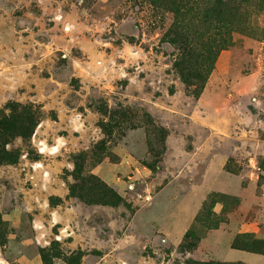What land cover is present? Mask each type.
Returning a JSON list of instances; mask_svg holds the SVG:
<instances>
[{
	"label": "rangeland",
	"instance_id": "rangeland-1",
	"mask_svg": "<svg viewBox=\"0 0 264 264\" xmlns=\"http://www.w3.org/2000/svg\"><path fill=\"white\" fill-rule=\"evenodd\" d=\"M238 9L231 45L187 89L163 0H0V111L42 113L0 165V264H222L191 255L231 220L262 227L239 244L264 242V0ZM206 194L171 245L159 229Z\"/></svg>",
	"mask_w": 264,
	"mask_h": 264
},
{
	"label": "trees",
	"instance_id": "trees-1",
	"mask_svg": "<svg viewBox=\"0 0 264 264\" xmlns=\"http://www.w3.org/2000/svg\"><path fill=\"white\" fill-rule=\"evenodd\" d=\"M151 1L155 3V0ZM163 1L165 9L174 16L175 28L172 34L175 38L172 43L181 53L173 68L187 89L202 86L213 69L217 54L231 45L232 33L241 27L238 7L245 0H210L207 9L201 0ZM193 20L204 28L194 32L199 35L197 40H190L188 35V26L190 27ZM193 95L197 96L195 93ZM41 121V110L33 104L21 105L11 102L0 111V165H15L19 162V151L8 148L16 139L21 140L23 144H29ZM232 248L264 255L261 253V249H264L262 240L248 239L239 244L235 238ZM82 257L80 252H74L67 264H79Z\"/></svg>",
	"mask_w": 264,
	"mask_h": 264
},
{
	"label": "crops",
	"instance_id": "crops-1",
	"mask_svg": "<svg viewBox=\"0 0 264 264\" xmlns=\"http://www.w3.org/2000/svg\"><path fill=\"white\" fill-rule=\"evenodd\" d=\"M223 180L227 182L229 178L224 177ZM229 187L228 183H221V186L217 188L218 191L216 192L230 194ZM231 195L239 196V194ZM206 198L207 194L199 200L197 209H192V211L187 214V218H184L183 223L179 222L175 224L174 227L162 226L161 229H159V232L163 234L171 245L178 246L183 242L185 233L190 229L195 216ZM220 210L221 207H219V209L218 207L215 208V212L217 213H219ZM229 225V230H233L234 232L226 230L223 226L210 231L204 238L199 240L197 248L194 250L191 257L200 262L213 261L222 264H264V255L232 248V243L238 235L246 233L261 234L262 227L260 228L254 223H246L245 221L241 223H232V220Z\"/></svg>",
	"mask_w": 264,
	"mask_h": 264
}]
</instances>
